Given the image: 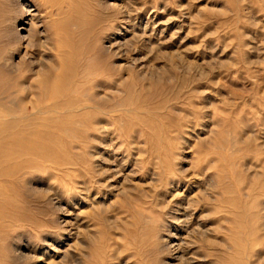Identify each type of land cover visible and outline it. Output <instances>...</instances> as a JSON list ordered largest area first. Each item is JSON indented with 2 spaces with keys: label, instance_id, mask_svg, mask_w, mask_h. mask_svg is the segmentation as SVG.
I'll use <instances>...</instances> for the list:
<instances>
[{
  "label": "rangeland",
  "instance_id": "1",
  "mask_svg": "<svg viewBox=\"0 0 264 264\" xmlns=\"http://www.w3.org/2000/svg\"><path fill=\"white\" fill-rule=\"evenodd\" d=\"M70 1L56 22L0 0V64L25 53L14 21L52 23L51 59L81 39L84 95L119 108L0 143V264H264V0Z\"/></svg>",
  "mask_w": 264,
  "mask_h": 264
},
{
  "label": "bare ground",
  "instance_id": "2",
  "mask_svg": "<svg viewBox=\"0 0 264 264\" xmlns=\"http://www.w3.org/2000/svg\"><path fill=\"white\" fill-rule=\"evenodd\" d=\"M60 1L55 2L54 4H49V2L47 3L45 0H34L36 6H43L45 8V10H49V12L53 16L57 17L56 22L59 21V19H60V18L58 19L59 16H61L63 14H68L72 11V4H71L72 2L70 0H63L61 2ZM25 5L26 4H24V6ZM35 9L36 8H27V11L31 12V11H34ZM77 12H79V11H77ZM28 14H30V13H28ZM34 15L35 14H30V17H33ZM16 24L17 23L14 21L13 22V28H12L13 29L12 31L14 34L11 36V38L8 40V43H7V44H10V46H11L10 54H14L15 50L17 52L19 49V46L22 43L25 44V46H24L25 53L19 55L20 57L18 58V60H16V62L12 61L11 59H8L5 61V63L0 64V135L3 136L2 139H0V143L3 141H7V140H9V141L13 140L15 138V135L18 134V132L27 131L29 129L30 124H32L31 122L35 121L36 119H39L38 117H40V116H45V115L47 116L48 115L47 118H42V119H49V118L50 119H60V118H64V119L65 118L66 119H68V118L69 119L70 118H80L81 119L84 116H88V118H89L91 115L90 114L91 112L89 113L90 115H87L88 113L85 112L86 110H84L86 107L85 108H83V107L82 108L72 107V105H75L77 103L81 105V103L83 101H87L88 99H89V101L95 100L97 103H101V104H103V103L110 104L109 109L110 110L114 109L115 106L112 105V103H115L117 100L116 95L114 93H111V95H109V96L107 94V96L105 98L100 94V92H97V91H94V92L88 93V94L86 93L87 95H84L85 90H86L85 84H86L87 70H86V64H85V54H83V51H81V50H83L81 39H77V43H75L76 51H75V54H74V57L72 58V60H69V56L72 53V51L70 50V48H69L70 45L67 42V43H64V45H62L63 48H61L57 51L56 58L58 59V62H54L51 59L52 58L51 57V55H52L51 54L52 53V42H53L52 40H53V36L56 34V31H57L54 28V25L52 23H45L44 24V30H42V32H43L42 33L41 31H38L37 30L38 28H36L34 26L31 29H29V28H26V26H23L25 23L19 27L15 26ZM27 24H29V23H27ZM33 25H35V23ZM40 26L42 27L41 24L39 25V27ZM76 26L81 31V28L83 27L81 20H78L76 22ZM20 30L24 31L25 34H21ZM63 42H64V40H63ZM13 44H16L15 50H13V48H12ZM65 44L67 45V47L64 48ZM56 45H58V44L56 43ZM97 52H99V51H97ZM31 54L32 55L37 54L41 58H39L38 60L35 61V58L33 56H31ZM97 55H100V54H97ZM100 56H102V55H100ZM107 64H109V61ZM96 72L97 71L95 70V73ZM117 81H118V79L115 80L116 84L118 83ZM99 87H100V85H98L97 83L92 84V88L96 89ZM98 91H99V89H98ZM116 91H117V89H116ZM106 93H107V91H106ZM85 97H87V100H85ZM94 108H96V107H94ZM117 109H114V110H117ZM93 116H94V114H93ZM88 118H87V120H89ZM90 119H91V117H90ZM78 121H79V119H78ZM91 125H92V123H91ZM54 143H55V140H54ZM46 144H45V146H46ZM35 150H38V149H35ZM50 150H51V148H50ZM50 154L52 155V153H50ZM55 154H54V157H55ZM63 157H65V156H63ZM55 158H57V157H55ZM41 161H43V160H41ZM3 162H4V160H3ZM3 162H1V163H3ZM13 164H15V162ZM20 164L21 163H19L18 165H20ZM1 167H5V166H1ZM21 167H24V166L21 165ZM14 169L15 168H13V170ZM3 170H5V168ZM3 170H2V174H4ZM13 170H11V171L14 172ZM96 173H98V172H96ZM24 174H26V173H24ZM18 177H20V176H18ZM248 187L251 188L252 186L250 185ZM238 197H239V195H238ZM225 200H227V199H225ZM239 200H240V198H239ZM227 201H228V203L230 202L229 200H227ZM236 201H235V203H236ZM225 204H227L226 201H225ZM237 204H239V203H237ZM222 205L223 204H221L220 206H222ZM228 205H227V208H228ZM217 207L219 208V206H217ZM237 207H238V205H237ZM240 207H238V210L240 209ZM220 208L223 209L224 207L222 206ZM224 210H226V208ZM222 213H224V212L222 211ZM236 213H234V214H236ZM238 213L236 215H238ZM225 220L226 219H224V221ZM226 221L228 222V220H226ZM221 222H223V221L220 220V223ZM221 224H223V223H221ZM220 227H219V229H222ZM215 230H218V229H215ZM224 230H226V229H224ZM227 230H229V229H227ZM208 231H209V229H208ZM225 232H228V231H225ZM228 233H226V234H228ZM228 236H230V235H228ZM207 238H209V237H207ZM212 241L214 242L215 239H212ZM208 243H209V241H208ZM169 245H171V244H169ZM226 246H227V244H226ZM173 247H174V245H173ZM221 249H224V248H221ZM225 250H226V248H225ZM246 250L247 249H245V255H246ZM208 251H211V250H208ZM212 251H216V250H212ZM226 251H230V250H226ZM216 252L219 253L218 251H216ZM221 252L222 253L224 252V254H225V251H221ZM172 253L173 252H171V254ZM222 253H221V255H222ZM219 254H215V255H217L216 258H219V259L221 258V260H223L222 263L227 264V262H226L227 259L225 256L228 253H226V255H223L221 257H218ZM133 255H134V253H133ZM212 255H214V254H212ZM230 255L233 256V253ZM202 257H204V256H202ZM227 258H229V257H227ZM230 258H232V257H230ZM239 258H238V262L236 261V264H238V263L243 264V261H241V260L239 261ZM203 259H202V261H203ZM165 260H163V261L165 262ZM233 260H234V257H233ZM215 262H216V259H215ZM248 263H249V260H248ZM232 264H235V262L233 263V261H232Z\"/></svg>",
  "mask_w": 264,
  "mask_h": 264
}]
</instances>
